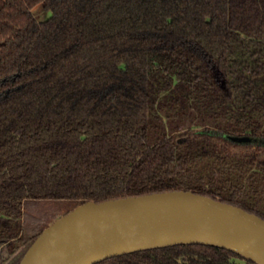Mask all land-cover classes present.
<instances>
[{
  "label": "trees",
  "instance_id": "1",
  "mask_svg": "<svg viewBox=\"0 0 264 264\" xmlns=\"http://www.w3.org/2000/svg\"><path fill=\"white\" fill-rule=\"evenodd\" d=\"M263 155L264 0H0L8 255L87 200L191 189L264 218ZM236 257L177 243L94 264Z\"/></svg>",
  "mask_w": 264,
  "mask_h": 264
},
{
  "label": "water",
  "instance_id": "2",
  "mask_svg": "<svg viewBox=\"0 0 264 264\" xmlns=\"http://www.w3.org/2000/svg\"><path fill=\"white\" fill-rule=\"evenodd\" d=\"M233 138L241 142L250 140L249 136ZM170 215H179L223 228L264 257L262 216L240 205L191 189H173L82 202L55 218L21 248L23 253L19 264H94L111 256L177 243H205L226 247L246 259L262 264L221 242L199 238L176 240L168 244L99 257L107 241L126 223Z\"/></svg>",
  "mask_w": 264,
  "mask_h": 264
},
{
  "label": "bare ground",
  "instance_id": "3",
  "mask_svg": "<svg viewBox=\"0 0 264 264\" xmlns=\"http://www.w3.org/2000/svg\"><path fill=\"white\" fill-rule=\"evenodd\" d=\"M197 238L221 242L264 264V257L234 234L218 226L179 215L150 217L126 223L107 241L99 257Z\"/></svg>",
  "mask_w": 264,
  "mask_h": 264
},
{
  "label": "rangeland",
  "instance_id": "4",
  "mask_svg": "<svg viewBox=\"0 0 264 264\" xmlns=\"http://www.w3.org/2000/svg\"><path fill=\"white\" fill-rule=\"evenodd\" d=\"M33 13L39 20H44L48 16V11L43 7L41 3L37 4L33 8ZM179 136H183L186 134V131L182 130L177 133ZM71 203L65 202L64 204H61L59 207V210L61 212H65L67 209H69ZM56 210V209H55ZM52 211V210H50ZM51 213V212H50ZM53 221V220H52ZM23 253V249L20 251H17L16 253L12 255H8L7 251L4 249V245L0 244V264H19L21 255ZM236 260L241 264H246V260L244 258L236 257Z\"/></svg>",
  "mask_w": 264,
  "mask_h": 264
},
{
  "label": "flooded vegetation",
  "instance_id": "5",
  "mask_svg": "<svg viewBox=\"0 0 264 264\" xmlns=\"http://www.w3.org/2000/svg\"><path fill=\"white\" fill-rule=\"evenodd\" d=\"M262 159L264 160V155L262 156Z\"/></svg>",
  "mask_w": 264,
  "mask_h": 264
}]
</instances>
